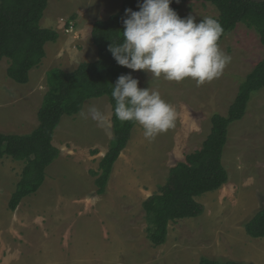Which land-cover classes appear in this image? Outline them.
Wrapping results in <instances>:
<instances>
[{"label":"rangeland","instance_id":"374dc122","mask_svg":"<svg viewBox=\"0 0 264 264\" xmlns=\"http://www.w3.org/2000/svg\"><path fill=\"white\" fill-rule=\"evenodd\" d=\"M121 6L122 0L49 1L41 26L60 37L46 45L47 56L31 72L30 82L17 84L7 76L9 61L0 62V132L26 135L39 126L48 72H69L96 61L93 25L118 13ZM171 8L181 18L195 17L197 23L204 17L219 18L210 3ZM219 46L231 62L220 77L199 87L191 79L151 80L150 73L128 69L138 87L158 91L178 117L174 128L151 142L142 127L134 128L104 196L97 194L92 173L99 171L114 136L107 96L87 101L82 110L94 105L105 113L109 123L104 128L81 117V112L63 118L54 137L61 155L48 168L42 188L26 197L16 212L9 210V202L25 163L0 159V264H199L204 256L264 264V239H253L245 230L264 203V89L253 94L244 119L230 127L224 153L229 181L197 198L204 213L170 223L163 246H153L147 236L143 203L167 183L173 167L202 148L212 116L228 114L241 84L264 57L259 34L244 24Z\"/></svg>","mask_w":264,"mask_h":264},{"label":"trees","instance_id":"16d2710c","mask_svg":"<svg viewBox=\"0 0 264 264\" xmlns=\"http://www.w3.org/2000/svg\"><path fill=\"white\" fill-rule=\"evenodd\" d=\"M49 1L0 0V62L9 61L7 76L17 84L30 82L31 72L47 56L46 45L59 40L56 30L41 26ZM188 2L210 3L217 8V21L223 28L219 44L239 24H244L256 30L264 46V0H179L178 3L173 0L170 7L180 8ZM140 3L142 0H122L118 13L94 23L92 39L98 50L96 61L82 63L69 72L62 69L48 72L49 90L38 112L39 126L35 130L26 135L0 132V159L8 157L25 163L21 180L9 202L10 211L16 212L26 197L42 188L48 168L60 157L61 150L54 145V137L63 118L78 115L87 101L104 96L109 97L112 106L114 136L99 163V171L92 174L97 194H107L114 167L137 126L135 122L119 121L114 114L113 86L118 77L130 73L117 64L108 48L111 43L119 44L123 40L125 10L138 11ZM263 89L264 57L241 84L228 114L222 116L216 113L212 116L211 132L202 148L188 154L185 161L173 167L167 183L143 203L148 222L147 236L153 246L167 243L170 223L200 217L205 207L197 198L218 191L229 181L224 153L230 127L244 119L253 94ZM245 230L253 239H264V203L245 224ZM199 264L246 263L221 262L204 256Z\"/></svg>","mask_w":264,"mask_h":264},{"label":"clouds","instance_id":"9594fccd","mask_svg":"<svg viewBox=\"0 0 264 264\" xmlns=\"http://www.w3.org/2000/svg\"><path fill=\"white\" fill-rule=\"evenodd\" d=\"M172 2L142 0L138 11L126 9L123 40L111 43L108 51L118 65L150 73L151 80L181 83L191 79L202 86L220 77L231 62L219 46L223 28L212 17L199 23L191 15L179 17L170 7ZM138 84L131 74L118 77L112 91L114 114L121 122L142 127L144 138L151 142L175 127L178 113L158 91L141 89ZM80 115L91 118L99 128L109 123L108 116L94 105Z\"/></svg>","mask_w":264,"mask_h":264},{"label":"crops","instance_id":"0c3cea01","mask_svg":"<svg viewBox=\"0 0 264 264\" xmlns=\"http://www.w3.org/2000/svg\"><path fill=\"white\" fill-rule=\"evenodd\" d=\"M235 100V99H234ZM248 107H249V105H248ZM248 110V109H247ZM99 153V152H98Z\"/></svg>","mask_w":264,"mask_h":264}]
</instances>
